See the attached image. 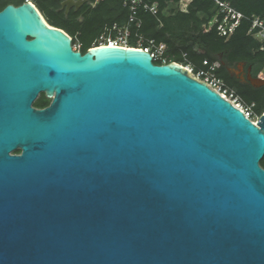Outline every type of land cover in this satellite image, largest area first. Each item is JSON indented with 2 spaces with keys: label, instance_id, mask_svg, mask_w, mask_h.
I'll list each match as a JSON object with an SVG mask.
<instances>
[{
  "label": "water",
  "instance_id": "1",
  "mask_svg": "<svg viewBox=\"0 0 264 264\" xmlns=\"http://www.w3.org/2000/svg\"><path fill=\"white\" fill-rule=\"evenodd\" d=\"M263 158L264 114L184 66L0 11V264H264Z\"/></svg>",
  "mask_w": 264,
  "mask_h": 264
},
{
  "label": "trees",
  "instance_id": "2",
  "mask_svg": "<svg viewBox=\"0 0 264 264\" xmlns=\"http://www.w3.org/2000/svg\"><path fill=\"white\" fill-rule=\"evenodd\" d=\"M26 1H31L38 8L50 26L65 31L72 38L73 45L80 43L79 50L84 53L97 44L107 27L117 24L131 28L132 48H138L139 37L144 39V48L150 41L157 45L165 44L166 64L191 65L195 74L207 70L205 61L216 65V76L235 89L246 106L254 105V116L259 118L264 114V87L256 89L251 84L241 83L228 71V67L238 63L252 67L253 77L264 71V51L260 50V43L249 35L253 21L257 18L264 20V0H224L245 17L229 38L220 36L216 27L208 33L203 31V25L209 23L217 12L213 0H193L188 14L173 9L180 0H150L159 4V13L153 15L139 9L137 21L140 27L137 23H130L131 11L125 6V0H88L79 9L72 8L68 13L62 0H0V11L10 4L20 6ZM170 6V14L167 15L165 11ZM221 55L223 60L219 59ZM154 63L163 65L160 60ZM36 105L42 107L45 103L39 99ZM260 165L264 168V158Z\"/></svg>",
  "mask_w": 264,
  "mask_h": 264
},
{
  "label": "built area",
  "instance_id": "3",
  "mask_svg": "<svg viewBox=\"0 0 264 264\" xmlns=\"http://www.w3.org/2000/svg\"><path fill=\"white\" fill-rule=\"evenodd\" d=\"M213 1L216 4L217 12L209 23L203 25V31L204 33H208L212 28L216 27L220 36L229 38L239 28L245 17L243 14L236 11L229 2L224 0ZM192 2L193 0H180L178 4L175 5V8L173 7V9H175V11L188 14ZM125 6H128L131 11L130 23H137V27H140V22L137 21L139 9H144L153 15H158L159 13V4L157 2L151 3L150 0H125ZM131 33V28L129 26H119L115 24L111 27H107L101 36L104 41L98 44V46H119L132 48L130 46ZM249 35L260 43V50L264 51V20L261 18L255 19L252 23ZM143 44L144 39L139 37L138 48L135 49H142L145 52L150 53L154 61L160 60L163 61V65L166 64L164 56L167 51V47L165 44L157 45L154 41H150L147 48H144ZM73 48L74 51H78L76 45H73ZM204 65L208 66L207 70H200L197 74L194 73V68L191 65H188L185 68L188 69L189 72L197 79L207 83L222 97L230 101L236 107L240 108L246 117L256 124V121L253 119L254 113L252 111V107L254 105L252 107L246 106L242 98L237 94L236 90L229 87L222 79L216 76V65H212L206 61L204 62ZM262 78H264V71ZM258 119L259 118L257 117V120Z\"/></svg>",
  "mask_w": 264,
  "mask_h": 264
},
{
  "label": "flooded vegetation",
  "instance_id": "4",
  "mask_svg": "<svg viewBox=\"0 0 264 264\" xmlns=\"http://www.w3.org/2000/svg\"><path fill=\"white\" fill-rule=\"evenodd\" d=\"M63 1V0H62ZM77 1V0H75ZM88 0L85 1V3L87 2ZM84 3V4H85ZM83 4V5H84ZM10 5H14V4H10ZM82 5V6H83ZM16 6V5H14ZM81 6V7H82ZM94 46H98L97 44H95ZM79 52H81L82 54H84V52L78 50ZM220 60H223V56L221 55L219 57ZM223 64L225 65V63L223 62ZM251 68V71H249V69ZM228 71L229 73L231 74L232 77L236 78L238 81H240L241 83H244V84H250L249 81H248V74L250 73L253 77V68L252 67H247V65L245 63H238L236 66L234 67H228ZM262 75H263V72L260 73V76L258 77H254V78H262ZM264 79V78H263ZM40 99V101L44 102L45 105L44 106H38L36 105V103L38 102V100ZM38 100L36 101V103L34 104V108L36 109H45L46 107H48L51 102H52V99L48 98L45 94H41L38 98ZM21 151H16V154H20Z\"/></svg>",
  "mask_w": 264,
  "mask_h": 264
},
{
  "label": "rangeland",
  "instance_id": "5",
  "mask_svg": "<svg viewBox=\"0 0 264 264\" xmlns=\"http://www.w3.org/2000/svg\"><path fill=\"white\" fill-rule=\"evenodd\" d=\"M171 7V6H170ZM174 8H175V6H174ZM165 13L168 15V14H170V8L169 9H167L166 11H165ZM104 41V39L103 38H100L96 43H97V45L98 44H100L101 42H103ZM76 48H78V50L80 49V43H78V42H76ZM253 119H254V121H258L257 120V117H253Z\"/></svg>",
  "mask_w": 264,
  "mask_h": 264
},
{
  "label": "bare ground",
  "instance_id": "6",
  "mask_svg": "<svg viewBox=\"0 0 264 264\" xmlns=\"http://www.w3.org/2000/svg\"><path fill=\"white\" fill-rule=\"evenodd\" d=\"M258 121H259V119H258ZM258 121H257V122H258ZM257 122H256V123H257Z\"/></svg>",
  "mask_w": 264,
  "mask_h": 264
}]
</instances>
